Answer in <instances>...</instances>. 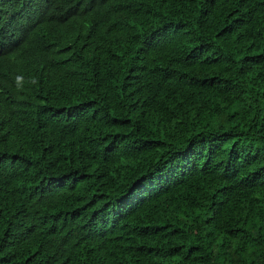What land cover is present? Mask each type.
Segmentation results:
<instances>
[{
  "label": "trees",
  "instance_id": "trees-1",
  "mask_svg": "<svg viewBox=\"0 0 264 264\" xmlns=\"http://www.w3.org/2000/svg\"><path fill=\"white\" fill-rule=\"evenodd\" d=\"M0 264H264V0H0Z\"/></svg>",
  "mask_w": 264,
  "mask_h": 264
}]
</instances>
